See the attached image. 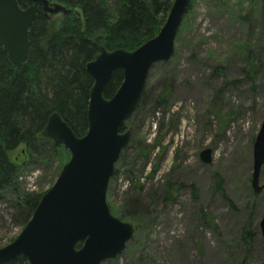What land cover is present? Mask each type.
Instances as JSON below:
<instances>
[{
    "label": "rangeland",
    "instance_id": "374dc122",
    "mask_svg": "<svg viewBox=\"0 0 264 264\" xmlns=\"http://www.w3.org/2000/svg\"><path fill=\"white\" fill-rule=\"evenodd\" d=\"M263 3L191 0L172 58L150 70L141 102L125 123L132 135L106 199L114 217L137 215L136 222L120 219L136 232L120 256L102 264L264 261L259 229L264 192L255 195L250 188L252 149L264 111ZM52 17L57 25L60 16ZM166 90V103L159 104ZM22 149L9 152V159ZM206 149L212 152L209 165L199 159ZM41 157L19 169L17 182L26 193H45L69 154ZM216 178L222 193L215 189ZM259 183L264 185V165ZM170 185L179 189L174 201L163 203ZM13 200L9 194L0 200L1 247L21 231L11 222Z\"/></svg>",
    "mask_w": 264,
    "mask_h": 264
},
{
    "label": "water",
    "instance_id": "95a60500",
    "mask_svg": "<svg viewBox=\"0 0 264 264\" xmlns=\"http://www.w3.org/2000/svg\"><path fill=\"white\" fill-rule=\"evenodd\" d=\"M188 3L174 0L159 32L133 51H107L99 46L96 58L86 65L92 79L87 132L77 137L59 114L48 117L42 137L60 144L69 159L20 233L0 248V264L12 263L18 257L27 264H102L124 252L136 228L111 214L106 199L108 185L131 139L132 132L125 129V123L139 106L150 70L172 58ZM39 10L49 16L70 11L48 0H31L25 9L16 0H0V45L15 69L28 61L29 33ZM119 70L122 82L106 99L105 86ZM211 156V150L206 149L199 159L209 165ZM263 165L264 111L252 149L250 188L255 195L264 192V185L259 183ZM259 229L264 242V214Z\"/></svg>",
    "mask_w": 264,
    "mask_h": 264
},
{
    "label": "trees",
    "instance_id": "16d2710c",
    "mask_svg": "<svg viewBox=\"0 0 264 264\" xmlns=\"http://www.w3.org/2000/svg\"><path fill=\"white\" fill-rule=\"evenodd\" d=\"M16 1L21 9L31 4V0ZM48 1L70 11L60 16L56 25L52 16L39 10L30 29L28 61L24 66L13 68L0 45V200L5 194L13 196L11 222L21 229L44 193L24 192L17 182L19 169L41 156L51 160L66 153L60 144L42 137L48 117L59 114L75 136H84L92 86L86 65L96 58L99 46L107 51H133L153 38L163 26L174 0ZM190 9L191 0L185 15ZM122 79L120 70L112 75L104 89L106 99L113 96ZM167 94V90L163 92L159 104L166 103ZM20 146L23 149L15 160L9 159L8 153ZM214 186L222 193L218 178ZM178 189L179 186H168L163 203L174 201L173 192ZM190 189L196 198L194 188ZM136 216L129 213L119 218L136 222ZM204 216L216 231L212 221ZM243 239L250 240L248 231ZM8 264H27V261L18 257Z\"/></svg>",
    "mask_w": 264,
    "mask_h": 264
}]
</instances>
